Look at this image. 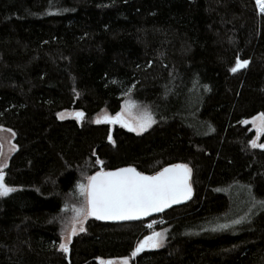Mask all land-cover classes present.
I'll use <instances>...</instances> for the list:
<instances>
[{"label":"trees","instance_id":"16d2710c","mask_svg":"<svg viewBox=\"0 0 264 264\" xmlns=\"http://www.w3.org/2000/svg\"><path fill=\"white\" fill-rule=\"evenodd\" d=\"M238 59L248 64L232 72ZM127 93L151 110L148 130L93 120L119 112ZM65 110L84 116L61 119ZM260 113L255 0H0V125L16 144L3 171L16 191L0 198V264L128 257L153 219L166 241L131 264H264V133L244 122ZM177 163L192 170L188 202L141 221L88 215L60 249L88 177Z\"/></svg>","mask_w":264,"mask_h":264},{"label":"snow or ice","instance_id":"6c2138e0","mask_svg":"<svg viewBox=\"0 0 264 264\" xmlns=\"http://www.w3.org/2000/svg\"><path fill=\"white\" fill-rule=\"evenodd\" d=\"M259 11L264 13V0H256ZM247 60H237L236 66L231 69L236 72L239 68L246 66ZM136 107L135 102H126L125 108L117 112L115 116L105 114L102 119L108 123H120L131 131L142 132L155 123V119L150 109L144 108L133 114ZM78 119H82L83 112H77ZM63 118V117H61ZM101 118H97L96 123H100ZM247 123V121H244ZM253 125L258 132L264 133V113H260L252 119ZM10 131V130H9ZM111 140V136H109ZM252 146L257 147L256 141H252ZM264 147V144L259 145ZM102 163V162H101ZM191 169L186 164H173L163 168L155 175H145L137 171L134 167L120 168L115 171L97 172L88 177V183L79 184L81 192L86 196V205L75 209L76 216L70 224H66L63 230L66 242L60 244V249L69 251L68 243L77 231L83 232L81 216H96L98 219L126 220L148 216L153 212H161L165 208L181 200L191 197L192 187L189 183ZM16 191V188L5 183V177L0 171V197L8 196ZM264 207V201H257ZM244 217L241 218L243 220ZM241 220L233 221L234 224L241 223ZM81 223L79 229L76 224ZM152 228V224H148ZM221 227H228L222 225ZM164 234L153 232L139 241L132 255L135 256L145 248H158L162 246ZM102 264H114L113 261L102 262ZM123 264H128V258H123Z\"/></svg>","mask_w":264,"mask_h":264},{"label":"rangeland","instance_id":"374dc122","mask_svg":"<svg viewBox=\"0 0 264 264\" xmlns=\"http://www.w3.org/2000/svg\"><path fill=\"white\" fill-rule=\"evenodd\" d=\"M256 1V0H255ZM257 4V3H256ZM257 8H258V11H259V7L257 5ZM260 12V11H259ZM261 13V12H260ZM131 99L129 98V93H127L125 95V100L123 101L122 103V107H121V110L119 112H121L125 106H126V102L130 101ZM132 101V100H131ZM134 102V101H133ZM135 105L136 107L133 109V114L135 115L137 112H139L140 110L144 109V108H147L143 105H140V104H137L135 102ZM76 113L77 111H68V110H65L63 112H60L59 113V117H63L61 119H64V118H69V117H75L76 116ZM107 114L108 116H115V114H112L110 113L106 108H103L101 111H99L94 117H93V120L96 122L97 118H101V121H104L102 119V117ZM77 117V116H76ZM257 117V116H256ZM253 119V118H252ZM252 119H249V120H246L247 123H251L252 125V128L255 129L257 132V128L255 125H253L252 123ZM154 124V123H153ZM152 124V125H153ZM114 124L111 123V127H113ZM151 125V126H152ZM150 126V127H151ZM150 127H148L146 130H148ZM10 130V131H9ZM146 130L142 131V132H136V133H143L145 132ZM135 132V131H134ZM14 138H15V135H14V132L9 129V128H6L4 126H1L0 125V145H1V154H0V171H4V169L7 167L8 163H9V160H10V157L12 156V154L16 151V144L14 143ZM88 183V182H87ZM87 185V184H86ZM1 198V197H0ZM89 216H81L79 217L78 219L80 221H82V226L83 228L85 229V224H86V221L88 219ZM73 220L72 219H68L67 222H65V225L66 224H70L71 221ZM161 220L159 219H153L152 221H150L148 224H152L153 227L156 226ZM76 228L79 229L81 227V223H77L76 225ZM152 227V228H153ZM65 228V227H64ZM152 228H148L149 230H151V232L147 233V235H145L144 237H142L139 241H142L146 236H149V235H152V233L155 231V232H161L164 234V238H163V243L162 245L165 243L166 241V234H165V231L162 229V230H153ZM64 230V229H63ZM80 233V231H77L76 234ZM138 241V242H139ZM66 242V239H65V236L62 235V243H65ZM137 242V244H138ZM69 244V243H68ZM123 258L125 257H122V258H111V259H102L101 260V264L102 262H107L109 260L113 261L114 264H123ZM128 258V264H131L132 263V260L134 259V256L131 255V256H128L126 257Z\"/></svg>","mask_w":264,"mask_h":264},{"label":"water","instance_id":"95a60500","mask_svg":"<svg viewBox=\"0 0 264 264\" xmlns=\"http://www.w3.org/2000/svg\"><path fill=\"white\" fill-rule=\"evenodd\" d=\"M104 122H106V121H104ZM106 123H108V122H106ZM112 124H120V123H112ZM122 125V124H121ZM264 148V147H263ZM177 164H183V163H177ZM170 165H173V164H170ZM170 165H167V166H165V167H168V166H170ZM134 167V166H132V165H127V166H122V167H118V168H115V169H108V170H99L98 172H101V171H103V172H108V171H115V170H117V169H120V168H125V167ZM165 167H163V168H165ZM134 168H136V167H134ZM162 168V169H163ZM137 169V168H136ZM161 169V170H162ZM161 170H159V171H161ZM137 171H139L138 169H137ZM159 171H157V172H159ZM140 172V171H139ZM157 172H155V173H153V174H149V173H144V172H142L143 174H145V175H155ZM97 173V172H96ZM96 173H94L93 175H95ZM92 175V176H93ZM189 183L191 184V187H192V182H191V176H190V179H189ZM192 195H193V187H192V194H191V197H192ZM190 197V198H191ZM189 198V199H190ZM189 199H186V200H181V201H179L178 203H174V204H172L171 206H169V207H167V208H165L163 211H161V212H153V213H151L150 215H148V216H142V217H139V218H133V219H126V220H111V219H98L96 216H92V215H90L91 217H93V218H96V219H98V220H100V221H104V222H128V221H141V220H146V219H149V218H152V217H154V216H158V215H160V214H162V213H164L165 211H167V210H169V209H171V208H174V207H177V206H181V205H183V204H185L186 202H188V200ZM146 249V248H145ZM143 251V250H142ZM141 251V252H142ZM69 252V251H68ZM141 252H139V253H137L136 255H138V254H140Z\"/></svg>","mask_w":264,"mask_h":264}]
</instances>
